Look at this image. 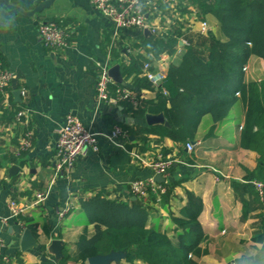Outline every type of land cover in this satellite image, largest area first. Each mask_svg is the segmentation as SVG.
<instances>
[{
  "label": "crops",
  "instance_id": "crops-1",
  "mask_svg": "<svg viewBox=\"0 0 264 264\" xmlns=\"http://www.w3.org/2000/svg\"><path fill=\"white\" fill-rule=\"evenodd\" d=\"M43 1L11 0L26 12L33 11ZM51 19L74 29L71 43L64 49L53 50L40 38V22ZM137 32L140 30H120L116 35L112 22L90 0H55L49 7L33 14L1 6L0 65L17 76L9 86L11 100L7 108L30 107V126L34 131L31 148L20 155L18 140L15 142L14 136L6 133V127L12 121L1 117L0 112V237L7 264H60L61 258L49 250V245L58 238L63 241L64 254L66 249H75L86 220L80 207L82 198L104 191L111 198L128 201L134 198L130 189L133 180L154 176L150 167L134 160L121 146L100 138L98 152L89 150L78 158L71 172L55 177L58 130L68 113L78 116L99 132H109L118 124L149 126L146 117L134 118L122 101L101 102L95 91L96 61L110 59L118 64L119 61L113 59V52L109 53L110 43L115 40L117 47L125 48ZM192 34L195 40H200L197 33ZM185 48L177 47L169 55L168 66L180 61ZM137 50L147 53L142 46ZM248 67L246 80L260 79L264 74V59L252 57ZM21 88L26 89V95L21 94ZM140 90H143V99L156 97L154 88L142 87ZM245 117L246 105L241 100L230 116L217 124L212 136H205L211 119L208 115L203 117L197 133L199 143L193 151H187L186 143L169 137L155 143L159 137L149 134L151 149L142 152L146 157H152L156 151L167 152L164 156L173 162L168 181L175 186L167 200L152 205L155 208L151 214L152 223L157 221L163 230L173 235V217L180 214L181 207L186 204L187 192H194L203 202L200 222L205 241L201 246H206L208 252L221 254L223 264L235 257V252L244 250L246 257H254L253 252H260L263 247L262 242L255 240L260 230L262 204L253 203L245 217L243 194L232 184L233 180L245 182L247 170L257 166L259 156L256 151L239 144ZM20 131L21 127L16 129L17 133ZM132 136L129 139L137 142V136ZM134 148L141 152L139 142ZM11 155L17 157L16 161L10 159ZM13 165L19 166L15 173L10 171ZM47 189L46 198L36 202L37 193ZM11 200L28 206L24 215L34 219L37 246L21 249L20 240L27 227L20 218L6 220L10 217ZM67 206V213L59 218V210ZM93 227L92 224L89 226L91 231ZM237 235L240 238H236ZM42 245L46 246V253H43ZM67 264L78 263L68 261ZM110 264L126 263L120 260ZM135 264L145 263L137 261Z\"/></svg>",
  "mask_w": 264,
  "mask_h": 264
},
{
  "label": "trees",
  "instance_id": "trees-1",
  "mask_svg": "<svg viewBox=\"0 0 264 264\" xmlns=\"http://www.w3.org/2000/svg\"><path fill=\"white\" fill-rule=\"evenodd\" d=\"M158 5L163 22L170 20L167 30L164 34L151 36L141 31L134 34L128 44L135 48L142 46L148 54H132L129 62L124 60V48L118 46L113 49V59L119 61L126 83L114 82L112 90L128 85L127 82L139 90L142 87L153 88L142 74L144 62L152 61L162 53L172 55L178 47L179 38L186 35L191 45L185 48L178 63L168 66L163 81L167 94L160 89L155 98L139 99L136 106L129 100L122 101L134 118L163 113L170 126L162 123L143 128L118 125L129 135L137 136V142L128 139L127 145L133 149L139 142L142 153L151 149L149 134L159 137L154 140L155 143L165 137L176 142H196L199 126L206 115L210 117L211 125L205 136H212L217 124L230 116L239 101H244L246 117L239 144L256 151L259 156L257 166L247 170L245 182L233 180L232 184L243 194L245 217L252 210L253 203L262 204L260 230L255 240L263 243L259 251L264 252V198L251 182L264 181V74L260 79L246 80L249 60L252 57L264 59V0H179L178 10L192 13V6L200 19L210 23L208 35L198 34L199 41L189 32L187 19L182 20L175 15L165 0H158ZM1 101L0 96L1 117L12 121L16 110L8 109ZM12 139L17 142L18 136ZM10 159L16 161L17 157L11 155ZM165 185L167 193L163 200L169 198L175 183L168 181ZM187 197L180 214L173 217V235L163 230L157 221L152 223L151 214L155 210L152 205L157 204L153 196L125 201L99 191L82 198L80 207L86 218L84 228L75 242V249H66L60 264H67L68 261L88 264L89 257L111 251L125 253L121 260L126 264L137 261L145 264H196L194 257L206 251L201 248V243L205 241L200 222L203 202L191 191L187 192ZM20 221L37 236L32 217L21 215ZM91 224L94 225L93 231L89 228ZM42 251L46 253L45 245H42ZM0 264H7L1 254ZM245 264H264V253L254 259L248 258Z\"/></svg>",
  "mask_w": 264,
  "mask_h": 264
},
{
  "label": "built area",
  "instance_id": "built-area-1",
  "mask_svg": "<svg viewBox=\"0 0 264 264\" xmlns=\"http://www.w3.org/2000/svg\"><path fill=\"white\" fill-rule=\"evenodd\" d=\"M91 4L98 9L104 16H106L113 25L115 34L118 35L120 30L138 29L143 32L145 29L152 31V34H164L167 30L170 20L162 22V15L158 0H90ZM170 6L172 12L182 20H188L187 26L189 32L207 36L211 28L210 23L206 19H200L196 10L190 6L192 13H183L178 10L179 0H165ZM39 35L42 42L52 48L53 50L64 49L70 45L74 29L69 25L62 23L58 20H45L39 24ZM191 45L189 37L183 35L179 38L178 48L187 47ZM117 47L115 40L109 45V53ZM137 48L127 44L124 48V60L130 61V55L136 54ZM168 53H162L154 57L152 61H145L143 64V75L149 80L153 88L158 91L162 90L167 94V90L163 87V81L168 69L167 58ZM119 64V63H118ZM110 59L106 61H96V79L95 91L96 97L99 101L104 103H119L123 100H129L136 106L139 99H143V90H139L132 84L118 87L112 90V84L115 82L110 75V69L114 66ZM246 71L249 72L247 66ZM17 78L16 74L0 65V96L5 105H10V92L9 86ZM21 94L26 95V89L21 88ZM32 109L26 105H21L16 109L15 118L12 120L11 125L6 127V133H10L15 137L18 136L17 152L28 151L33 144L34 131L30 126V119ZM21 127L20 133L16 132ZM17 133V134H16ZM130 135L129 132L120 125L114 126L109 132H99L92 129L85 124L78 116L68 113L65 116L64 124L58 130V139L55 146V177L71 172L74 168L78 158L86 154L89 150L98 152L100 150V138H106L109 141L121 146L124 150L128 151L134 160L150 167L156 173H161L164 177L163 182L155 180L154 176L145 179H136L130 183V189L134 196L140 198H148L153 196L156 203L163 201V196L167 193L168 176L172 166V160L165 157L161 151H156L153 156H143L137 149L129 148L127 141ZM199 141L186 143L187 151L194 150ZM256 187L257 191L264 198V181L253 180L251 181ZM49 190L40 191L37 193L36 202L44 200ZM10 217L19 219L24 215L28 209L27 205H19L17 201L11 200L9 203ZM69 207L61 208L58 212L59 218H63ZM3 239L0 237V254L4 259L7 257L2 254Z\"/></svg>",
  "mask_w": 264,
  "mask_h": 264
},
{
  "label": "water",
  "instance_id": "water-1",
  "mask_svg": "<svg viewBox=\"0 0 264 264\" xmlns=\"http://www.w3.org/2000/svg\"><path fill=\"white\" fill-rule=\"evenodd\" d=\"M55 0H44L41 2L38 6L34 8L33 11L26 12L24 11L21 7L13 4L11 0H0V8L1 6H6L7 8H16L21 12L27 13V14H33L37 11H42L44 8L49 7ZM145 35H151L152 31L149 29L144 30ZM110 75L114 79L115 82L120 83V84H125V80L123 78V74L121 71V66L120 64H115L112 66L110 69ZM146 122L149 125L156 124V123H163L167 126H170L169 121L166 120L165 116L163 113L159 114H147L146 115ZM132 136L131 138H133ZM19 170L18 165H13L11 167V173H15ZM155 180L158 182H163L164 177L162 176L161 173H156L155 174ZM137 196H134L133 199H136ZM37 238L36 236L31 232L29 228H26L22 234L21 240H20V245L22 250H28L34 246H37ZM63 241L61 239L55 238L51 241L49 245V250L55 254L58 258H62L64 255L63 252ZM125 256V253L119 252V251H111L110 253L107 254H98L95 256H91L88 258V264H110L113 261H120L123 259Z\"/></svg>",
  "mask_w": 264,
  "mask_h": 264
},
{
  "label": "rangeland",
  "instance_id": "rangeland-1",
  "mask_svg": "<svg viewBox=\"0 0 264 264\" xmlns=\"http://www.w3.org/2000/svg\"><path fill=\"white\" fill-rule=\"evenodd\" d=\"M240 238V235H237L236 238ZM241 247L243 246V244H239ZM206 247V246H205ZM205 247L201 246L202 249H205ZM245 248V247H244ZM206 250V249H205ZM206 253V254H205ZM264 252H253L254 257H246L245 255V251L241 250L239 252H235L234 256L230 261L226 262V264H245L248 261V258H256L260 255H262ZM202 256V257H201ZM201 258H195L196 264H223L222 262V256L221 254L211 251L208 252V250L206 251H202L201 255L199 256Z\"/></svg>",
  "mask_w": 264,
  "mask_h": 264
}]
</instances>
